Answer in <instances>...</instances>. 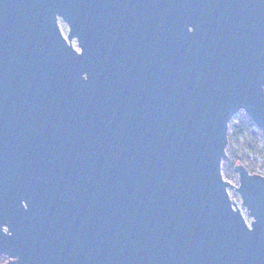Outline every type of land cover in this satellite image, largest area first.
Instances as JSON below:
<instances>
[{
	"label": "water",
	"instance_id": "1",
	"mask_svg": "<svg viewBox=\"0 0 264 264\" xmlns=\"http://www.w3.org/2000/svg\"><path fill=\"white\" fill-rule=\"evenodd\" d=\"M240 112L264 138V0H0V256L264 264Z\"/></svg>",
	"mask_w": 264,
	"mask_h": 264
},
{
	"label": "rangeland",
	"instance_id": "2",
	"mask_svg": "<svg viewBox=\"0 0 264 264\" xmlns=\"http://www.w3.org/2000/svg\"><path fill=\"white\" fill-rule=\"evenodd\" d=\"M59 25H60V27H61V29H62L65 37H66L68 34V26L61 20L59 21ZM72 44L78 49L76 40H73ZM244 117H247V116L243 112H240L236 116H234V118L230 122V136L233 133V125L236 122H239V119L244 118ZM253 132H255L254 128L252 130L248 131L243 137H241L239 139L238 138L237 139L231 138L229 140V145L227 148V157L222 162V174H223L224 180H230L231 181L230 184H232V185L238 184L239 180H238V176L234 173L233 165L230 162L231 161V155H230V152L228 151L229 148H233L235 151H238L239 157L246 155L250 158V160L252 162H255L253 167H254V171L256 172V174L260 175L264 171V158H263V156L254 155L252 152H250V150L246 146H244L245 143H248L251 140V138H252L251 136H252ZM236 165H239V164H235V166ZM243 166H245V165H243ZM229 192L232 195L233 201L237 205L239 203L241 205L240 196L236 192H234L233 190H229ZM243 212H244V215L247 219V222L250 223L251 219L247 216V212L245 210H243ZM5 263L6 262L0 263V264H5Z\"/></svg>",
	"mask_w": 264,
	"mask_h": 264
},
{
	"label": "trees",
	"instance_id": "3",
	"mask_svg": "<svg viewBox=\"0 0 264 264\" xmlns=\"http://www.w3.org/2000/svg\"><path fill=\"white\" fill-rule=\"evenodd\" d=\"M255 129V132L252 133V138L248 143H245L244 146H246L250 152H252L254 155H261L264 158V138L262 133L257 130L254 126V124L251 122V120L248 117H244L239 119V122H236L233 125V133L231 136L228 137V139L231 138H241L243 137L248 131ZM228 151L231 155V164L233 165V168L235 164H242L245 165L246 169L251 174H256L254 171L253 165L255 162H252L250 158L246 155H243L239 157L238 151H235L233 148H229ZM264 176V171L260 174ZM4 261H1L0 263H3Z\"/></svg>",
	"mask_w": 264,
	"mask_h": 264
},
{
	"label": "flooded vegetation",
	"instance_id": "4",
	"mask_svg": "<svg viewBox=\"0 0 264 264\" xmlns=\"http://www.w3.org/2000/svg\"><path fill=\"white\" fill-rule=\"evenodd\" d=\"M6 260H7V259H6V257H4V256H0V262H1V261H4V262H6V263H7V261H6ZM6 263H5V264H6Z\"/></svg>",
	"mask_w": 264,
	"mask_h": 264
}]
</instances>
